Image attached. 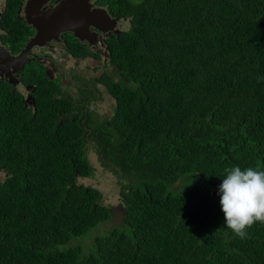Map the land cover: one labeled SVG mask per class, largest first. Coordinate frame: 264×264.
I'll list each match as a JSON object with an SVG mask.
<instances>
[{
	"label": "trees",
	"instance_id": "trees-1",
	"mask_svg": "<svg viewBox=\"0 0 264 264\" xmlns=\"http://www.w3.org/2000/svg\"><path fill=\"white\" fill-rule=\"evenodd\" d=\"M23 1L0 19L13 48ZM97 1L130 25L95 78L108 112L34 64V110L0 91V264H264V223L241 239L219 194L225 169L264 171V0ZM88 151L120 183L109 229Z\"/></svg>",
	"mask_w": 264,
	"mask_h": 264
},
{
	"label": "flooded vegetation",
	"instance_id": "flooded-vegetation-1",
	"mask_svg": "<svg viewBox=\"0 0 264 264\" xmlns=\"http://www.w3.org/2000/svg\"><path fill=\"white\" fill-rule=\"evenodd\" d=\"M27 1L24 0L17 11L20 26L26 31V36L23 38L21 46L11 47L7 40L9 34L7 28L0 25V91L10 88L12 93L16 92L21 96L24 108L34 110L35 100L32 93L35 81H31L32 70L29 69V66L34 64L37 69L42 70L43 77L57 81L60 85L67 87L66 89L71 88L70 93H72V96L78 95L75 92L77 89L73 87L80 81L83 83V79L88 84L87 89L95 92L99 97L101 94L103 96L104 89L99 83H96L95 78H100L105 72L104 66H107L109 58V40L123 32L122 30L117 31V27H113L114 24L110 22V19L117 21L116 26L121 20L124 22L127 20L112 17L106 6L100 5L97 0H89L88 9L94 12L97 20L88 27L87 31L83 32L86 34L85 39L77 38L71 32H65L61 33L57 40H51L42 45H35L23 54L26 46L36 35L35 29L26 23L25 5ZM61 1L63 0H50L40 8V11L45 12L52 9ZM4 9L5 2L2 9H0V19ZM99 14L102 18H100ZM101 19H105L107 23L101 22ZM99 26L105 29H100ZM74 49H85V53L74 55ZM60 58H63L65 63L60 62ZM96 88L99 89L100 93L95 91ZM105 99L103 96L101 102L103 103ZM97 102L98 100L86 104L85 100H83L82 104L98 112ZM106 110L108 112L109 109L106 108Z\"/></svg>",
	"mask_w": 264,
	"mask_h": 264
},
{
	"label": "clouds",
	"instance_id": "clouds-1",
	"mask_svg": "<svg viewBox=\"0 0 264 264\" xmlns=\"http://www.w3.org/2000/svg\"><path fill=\"white\" fill-rule=\"evenodd\" d=\"M219 186L225 227L241 239L254 223H264V171L234 166L225 169Z\"/></svg>",
	"mask_w": 264,
	"mask_h": 264
},
{
	"label": "water",
	"instance_id": "water-1",
	"mask_svg": "<svg viewBox=\"0 0 264 264\" xmlns=\"http://www.w3.org/2000/svg\"><path fill=\"white\" fill-rule=\"evenodd\" d=\"M49 1L28 0L26 2V23L35 29L36 35L26 46L23 54L35 45L57 40L58 36L65 32H71L75 37L85 39L86 34L83 32L97 20L94 12L88 9L89 0H63L52 9L40 11V8ZM99 16L102 18L100 14Z\"/></svg>",
	"mask_w": 264,
	"mask_h": 264
},
{
	"label": "rangeland",
	"instance_id": "rangeland-1",
	"mask_svg": "<svg viewBox=\"0 0 264 264\" xmlns=\"http://www.w3.org/2000/svg\"><path fill=\"white\" fill-rule=\"evenodd\" d=\"M138 1V0H134ZM5 0H0V9L4 6ZM101 22L107 21L104 19H101ZM114 26L117 27V31H124L127 28H129V22L119 20L118 26H116L117 21H114L113 19H110ZM100 29H105L104 27L99 26ZM60 62H64L63 58L59 59ZM65 63V62H64ZM36 67V66H35ZM37 69V67H36ZM112 100L109 97H106L105 101L103 103L101 101L97 102V110L98 112H107L106 108H110L112 105ZM88 159L90 164L93 166L95 174L94 178L92 180H83L82 183L87 185H92L96 187L102 195V203L108 207H110L112 214H113V220L109 222L108 224H103L102 226L104 228H111L114 226H117L120 224L121 221V207H120V198H119V187L120 183L116 179V177L108 170L105 169L100 165L98 162V157L95 154L94 151H88L87 153ZM5 178V173L0 170V182Z\"/></svg>",
	"mask_w": 264,
	"mask_h": 264
}]
</instances>
